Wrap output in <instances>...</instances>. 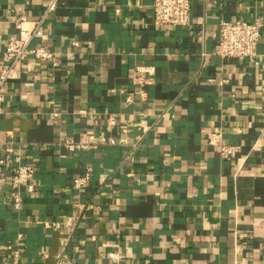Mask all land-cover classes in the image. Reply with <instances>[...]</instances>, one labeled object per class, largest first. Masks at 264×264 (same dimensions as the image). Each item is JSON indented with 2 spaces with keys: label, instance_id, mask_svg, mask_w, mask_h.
<instances>
[{
  "label": "crops",
  "instance_id": "1",
  "mask_svg": "<svg viewBox=\"0 0 264 264\" xmlns=\"http://www.w3.org/2000/svg\"><path fill=\"white\" fill-rule=\"evenodd\" d=\"M190 1L186 25L155 23L153 0H59L46 16L30 44L56 65L25 60L0 105V264H264V0ZM45 2L0 0V67ZM240 18L262 24L257 57L219 58L220 19ZM85 133L106 143L63 146ZM15 154L34 167L18 208Z\"/></svg>",
  "mask_w": 264,
  "mask_h": 264
},
{
  "label": "built area",
  "instance_id": "2",
  "mask_svg": "<svg viewBox=\"0 0 264 264\" xmlns=\"http://www.w3.org/2000/svg\"><path fill=\"white\" fill-rule=\"evenodd\" d=\"M59 0H46L42 15L31 21L29 25H23L25 19L21 18L16 21L18 33L9 36L5 42V57L7 63L0 67V105L4 101L7 83L15 81L19 77L20 67H22L25 60L31 58L35 61H48L52 65H56L55 52L48 48L46 44L31 45L30 41L33 37L42 36L44 33V20L46 16L55 10ZM153 17L157 24H179L186 25L190 19V0H153ZM261 22L258 19L246 20L240 19H220L218 24V42L213 51L219 58H247L250 61L257 57V44L260 39ZM76 43V41H72ZM138 76L140 98L145 99L147 91L144 86L151 83V79L144 76V72L151 73L147 68L140 70ZM81 112H84L81 111ZM108 123L114 124L115 117L108 115ZM214 134L210 138V142L215 144ZM115 140L109 139V142ZM106 143V141L99 136L92 133H85L78 139L67 137L62 141L63 146L69 151H82L97 148L99 145ZM219 153L222 157L227 158L235 151L237 146L226 145L221 143L219 145ZM14 165L12 167V175L9 183V200L16 208L21 204V189L23 186L28 191L34 190L32 183V174L34 167L31 163L24 162L20 154L14 155ZM6 161L5 157H0V164ZM90 168L84 175H78L73 178V184L79 188L87 183L89 178ZM16 256V252L14 253ZM10 264V263H9ZM15 264V263H14Z\"/></svg>",
  "mask_w": 264,
  "mask_h": 264
}]
</instances>
